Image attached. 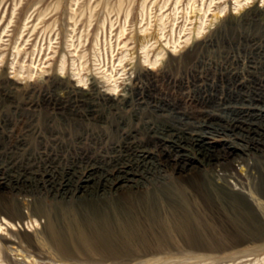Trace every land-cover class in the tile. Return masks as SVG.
Here are the masks:
<instances>
[{
  "label": "rangeland",
  "instance_id": "rangeland-1",
  "mask_svg": "<svg viewBox=\"0 0 264 264\" xmlns=\"http://www.w3.org/2000/svg\"><path fill=\"white\" fill-rule=\"evenodd\" d=\"M177 1L0 0V236L12 230L33 243L25 248L32 258L14 250L12 261H70L52 252L75 254L71 262L83 264L98 252L137 250L153 252L139 259L154 258L149 264L264 260V81L246 65L264 61V0ZM169 54L176 64L166 78L136 81L135 65L159 74ZM61 67L77 97L95 77L107 100L47 109ZM229 69L241 77L235 85ZM112 71L116 82L108 83ZM196 110L209 122L193 117ZM240 120L252 130L237 129ZM101 134L116 148L91 144ZM85 145L111 160L76 169L73 157ZM163 154L200 169L205 200L179 166H162ZM47 156L54 163L40 165ZM218 160L234 166L244 189ZM188 231L195 237L186 238Z\"/></svg>",
  "mask_w": 264,
  "mask_h": 264
},
{
  "label": "bare ground",
  "instance_id": "bare-ground-1",
  "mask_svg": "<svg viewBox=\"0 0 264 264\" xmlns=\"http://www.w3.org/2000/svg\"><path fill=\"white\" fill-rule=\"evenodd\" d=\"M180 0H178L177 1V3L179 2ZM213 2H214V0H212L211 1V4H213ZM239 3V5H240V2L237 0V4ZM210 10V7H209V9H208V11ZM208 11H205L204 12V14H205V16L207 15V13H208ZM201 21H202V23H201V25H200V27H199V31H198V34H200L201 33V31L203 30V24H204V19L202 18L201 19ZM123 31V30H122ZM35 32V31H34ZM124 32V31H123ZM36 36V37H35ZM34 37V39L32 40L33 42L37 39V35H35ZM120 36V35H119ZM124 36V34H121V36L120 37H118V39H120L121 37H123ZM14 37V36H13ZM148 37V36H147ZM138 37L136 36L134 39H137ZM13 39V38H12ZM128 39V37H125L123 40H122V42H121V44L123 43V41L124 40H127ZM18 40H19V38H18ZM51 40H53V39H51ZM60 40H62V38H60ZM17 42V41H16ZM156 42V41H155ZM157 43V42H156ZM72 46V45H71ZM75 46V45H74ZM128 45L127 44H125L124 45V48L125 47H127ZM256 46V45H255ZM73 47V46H72ZM148 46H145L144 48L146 49ZM258 48V47H257ZM78 46H75V49L73 50V51H70V52H72V53H76L78 50ZM148 49V48H147ZM18 50V55L21 53L20 52V49L18 48L17 49ZM158 50V49H157ZM164 48H161V50L158 52V55H157V57H160L161 55H162V53L164 52ZM61 51H64L62 48H61ZM152 52V51H151ZM25 53H26V51H25ZM258 53V52H257ZM264 53V52H263ZM259 54V53H258ZM33 56V58H32V62H33V60H34V53L32 54ZM149 55H150V51H148L147 52V54H146V56H147V58H149ZM261 55H263L262 53H261ZM75 56V55H74ZM79 56V55H78ZM81 56V55H80ZM39 56H37V58H38ZM58 57H60L59 55L55 58H51L48 62H56L57 60H58ZM261 57V56H260ZM259 57V58H260ZM37 58H36V60H37ZM83 57L81 56L80 57V59H82ZM254 60V59H253ZM258 60V59H257ZM42 61V60H41ZM44 61V60H43ZM242 61V60H241ZM249 61V60H248ZM47 62V63H48ZM63 62V61H62ZM157 62L158 61H155L154 62V64L152 63V61H151V65H153V67L154 66H156V64H157ZM238 62H240V61H238ZM46 63V64H47ZM120 63L122 64L123 63V61H121L120 60ZM243 63V62H242ZM33 64V63H32ZM35 64H36V62H35ZM175 64H176V62L175 61H173L172 60V58H171V55L169 54V57H168V60L166 61V62H163L162 63V66L160 67V69H158L159 70V74H155L154 73V68H145V69H138V68H140V65L139 64H137V65H135L134 66V68H137V73H136V81H139V83H143L144 84V81H146V82H148L149 84H154L155 82H157V80L159 79V78H166L168 75H169V72L171 71V69L175 66ZM246 65H247V67L250 69V71L252 70V73H253V71L254 70H257V69H259L261 72H259V74H261L260 76H264V61H259V62H256V61H249L248 63H246ZM104 67H105V65H104ZM114 67H115V64H114V66H113V69H114ZM62 68V67H61ZM51 70H52V67L50 68ZM101 69V68H100ZM64 69L62 68V71L59 73V72H55L54 73V75H52L53 76V78H54V82H58L57 84L58 85H56L57 87L55 88L56 89V95L54 96V94H53V96H49L48 94H46V103H47V109H50V107L52 108V106H53V108L54 109H56L57 111H61L62 109H64V108H62V105H60V102H66L67 101V103H69V102H71L70 100H72V99H74V100H76L75 101V105H76V108L78 107V109H80L79 107H81V108H84L85 107V105H86V103H88V102H90V101H95V100H100V101H105V100H107L106 98L108 97V93H101L99 90L98 91H96L95 90V87L97 86L96 84L98 83L97 81H96V78L95 77H93V82L91 83V86L89 87V88H84V87H81V86H77L78 88H82V90L84 91V92H82L81 93V95L79 96V97H77V93L75 92V90L73 89V87H71L70 86V80H72L71 78H70V75H69V69H67V71L65 70V71H63ZM85 69L83 68L82 69V71H84ZM87 70H89V68H87ZM258 70V71H259ZM32 72V71H31ZM63 72H64V74H63ZM76 72L78 73V75H80V73H81V70H79V68H77L76 69ZM108 72V71H107ZM21 72H19V74H20ZM256 73H257V71H256ZM63 74V75H62ZM77 75V74H76ZM258 75V74H257ZM226 76H230V78H232V79H234V85L240 80V76H239V74L238 73H236L233 69H229V70H227L226 71ZM259 76V81H260V79L262 80V81H264V78L263 77H260ZM196 79H197V77H195ZM223 79H224V77H222ZM263 78V79H262ZM81 79H83V78H81ZM106 79H107V81H108V83L109 82H116V78H115V76H114V71H112L111 73H110V75H106ZM200 79V78H199ZM18 82V81H17ZM111 82V83H112ZM250 82H252L253 83V81H250ZM261 82V81H260ZM105 83V82H104ZM245 83V82H244ZM251 83V84H252ZM263 83V82H262ZM19 84V83H18ZM54 84V86H55V83H53ZM117 84V83H116ZM241 85H243V83L241 84ZM245 85V84H244ZM243 85V86H244ZM250 85V84H249ZM259 87V88H258ZM262 87V86H261ZM261 87H260V85L259 84H257V85H255V89L254 90H256V91H260V90H262L261 89ZM25 88H29V89H31L32 90V88L30 87V85L28 84ZM25 88H22L24 91H25ZM117 86H115V87H113V91L111 90V92H114V91H116L117 90ZM6 89V88H5ZM8 90V89H7ZM27 90V89H26ZM30 90V91H31ZM110 90V89H109ZM139 89H137L136 91H137V96L139 95V93L138 92H140V91H138ZM22 91V90H21ZM255 91V92H256ZM28 93H30V92H28ZM74 93H76L75 95H74ZM111 94V93H110ZM109 94V95H110ZM136 94V93H135ZM45 95V94H44ZM51 95V94H50ZM113 95H115V94H113ZM258 95V94H257ZM261 95V94H260ZM248 97H249V95H247ZM259 96V95H258ZM57 97V98H56ZM256 97V96H255ZM55 98H56V100H55ZM134 98V97H133ZM246 98V97H245ZM254 98V97H253ZM258 98V97H257ZM129 99L131 100V98L129 97ZM56 101V102H55ZM262 101V100H261ZM107 102V101H106ZM198 104H200V102L199 101H196ZM71 104V103H70ZM75 111V110H74ZM77 111V110H76ZM79 111V110H78ZM83 112V110H80V112ZM89 111V110H88ZM262 111V110H261ZM63 112V111H62ZM65 112V111H64ZM72 112V111H71ZM234 112H236V111H234ZM59 113V112H58ZM78 113V112H77ZM262 113V112H261ZM245 114V113H244ZM77 115V114H76ZM79 115V114H78ZM192 115H193V117H196V118H200V119H202V120H204V121H207V122H209V118H210V116H209V114H206V112L205 111H202V110H196V111H194L193 113H192ZM258 115V114H257ZM248 116V115H247ZM250 116V115H249ZM252 116V115H251ZM259 116V115H258ZM242 117V116H241ZM240 117V118H241ZM257 117V116H256ZM260 118V117H259ZM263 118V117H262ZM252 119V118H251ZM256 119H258V118H256ZM261 119V118H260ZM241 121V120H240ZM242 121H244V120H242ZM242 121H241V123L239 122L238 124L239 125H237V129L238 128H240V129H248L249 131L250 130H252V129H250V128H252V127H246L245 128V126L242 124ZM236 122V121H235ZM253 123V122H252ZM261 124H263V123H261ZM254 125V124H253ZM258 125H259V123H258ZM256 126V125H255ZM254 127V126H253ZM257 127V126H256ZM236 128V127H235ZM260 128V127H259ZM264 131V130H263ZM128 134V133H127ZM128 136V135H127ZM105 136L104 135H100V136H97L96 138H95V140H93L92 142H91V144H94V145H96V146H100V147H102V149H105L106 151H108V149H114V148H116L115 146L117 145V141H115V140H112L111 138H104ZM109 137V136H108ZM202 137V136H201ZM92 138H94V137H92ZM129 138H131L130 136H129ZM194 138H197V137H194ZM195 142L196 141H200V143L202 142H204L202 139L200 140V139H195L194 140ZM157 143V142H156ZM198 143V142H197ZM201 143V144H202ZM83 144V143H82ZM159 144V143H158ZM87 145V144H86ZM81 146L80 147V149L75 153V156L73 157L74 159H75V161H72V162H74V164L76 165V169H78V168H80V166H86V165H89V164H91L92 162H94V161H97V160H101V161H103V160H105V161H108L109 159L107 158V157H104L103 156V154H104V152L103 151H99V150H96V149H94V148H90V146L88 147V146ZM89 145V144H88ZM98 149V148H97ZM101 149V150H102ZM106 151H105V153H106ZM131 151V150H130ZM130 151H127V153H129ZM74 154V153H73ZM108 154V153H107ZM232 154L233 155H235V156H237V154H235V153H233L232 152ZM238 157V156H237ZM176 160H174V161H172L171 159H170V157L169 156H167V155H164L163 154V162H162V166H170L173 170H175L176 171V169H178V166L180 167V171L181 170H183L182 171V175H181V177L183 178V179H185L188 183H190V186H191V188H192V190H193V192H194V194L196 195V197L197 198H199V199H203V200H205V193H204V190H203V188H202V185H203V183H202V180H203V178L200 176V169L199 168H197V167H190L188 170L186 169V165H187V163L184 161V160H182V159H177V158H175ZM111 160V159H110ZM104 161V162H105ZM218 162H220V166H221V168H222V170L226 173V176L227 177H230V178H233V179H235L236 180V182H237V184L238 185H240L241 186V188L242 189H244V186L246 185L245 184V181H244V179L242 178V176L241 175H238L236 172H235V169H234V166H232L231 164H229V163H227V162H224V161H219L218 160ZM54 163V159L52 158H48V156H47V158H45L44 159V161H42V163L40 164V165H43V166H45V167H47V166H49V165H52ZM96 165V164H95ZM101 165V164H100ZM90 166V165H89ZM193 166V165H192ZM91 167V166H90ZM87 169H88V167H87ZM86 169V170H87ZM81 170V169H80ZM85 170V171H86ZM46 171V170H45ZM184 172V173H183ZM84 173V172H83ZM82 173V174H83ZM81 174V175H82ZM225 181H226V178H225ZM240 191V190H239ZM243 191H241V192H239V193H241L243 196H245L246 197V195L244 194V193H242ZM204 202V201H203ZM260 207V206H259ZM0 228H1V225H0ZM192 232V231H191ZM174 233V232H173ZM9 234H10V237L8 238V237H4V236H0V258H4V260L6 261V264H25L24 262H22V261H20V260H13L12 261V258H10V253L12 252V251H16V250H18V251H22L23 252V255H25L24 257L27 259V258H30L31 256H29L30 254H25V253H27L26 251V249L25 248H27V247H33V243L31 242V241H28V240H25V238L20 234V233H15L14 231H12L11 230V232H9ZM176 237V236H175ZM186 238H189V239H191V238H194L195 236L192 234V233H190L189 231L187 232V234H186V236H185ZM175 239V238H174ZM16 247V248H15ZM19 248L21 249V250H19ZM121 250V249H120ZM53 251V250H52ZM92 251V250H91ZM59 252V251H58ZM93 252V251H92ZM136 252V251H135ZM190 252V251H189ZM119 253V252H118ZM111 254V255H108V254H105V253H103V251H102V253H97V254H93V255H95V257H97V256H99L100 257V260L99 259H95L94 257H93V255H89L88 256V259H87V262H85V263H83V264H103L105 261H111V263H109V264H127L128 262H127V260H129V259H135V261H138V262H136V263H134V264H144V263H147V264H149V263H151V260L153 259V261H154V258H151V260H146V262H144V260H139V259H142V258H145V257H149V256H152L153 255V252L152 253H143L142 251H140V250H137V252L136 253H132L131 251L127 254V253H123V254H121V255H119V254ZM91 254V253H90ZM188 254V253H187ZM51 255L54 257V260H58V261H68V260H70V261H68L66 264H76V263H72L71 261L72 260H76V258H75V254H61V253H59L58 255L57 254H53L52 252H51ZM156 255V254H155ZM190 255V254H189ZM154 256V255H153ZM32 258V257H31ZM75 258V259H74ZM105 259V260H104ZM138 259V260H137ZM157 259V258H156ZM157 261V260H156ZM155 261V262H156ZM234 262H235V264H236V260H233ZM71 262V263H70ZM149 262V263H148ZM2 263V262H1ZM40 263V262H39ZM241 264H243V263H241ZM252 264V263H251ZM256 264H264V260L263 261H260V260H257V263Z\"/></svg>",
  "mask_w": 264,
  "mask_h": 264
}]
</instances>
